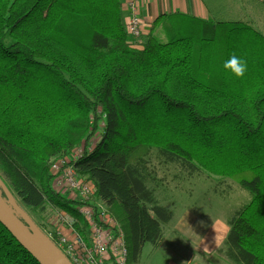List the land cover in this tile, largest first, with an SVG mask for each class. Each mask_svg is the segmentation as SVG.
I'll return each mask as SVG.
<instances>
[{
  "label": "trees",
  "instance_id": "obj_1",
  "mask_svg": "<svg viewBox=\"0 0 264 264\" xmlns=\"http://www.w3.org/2000/svg\"><path fill=\"white\" fill-rule=\"evenodd\" d=\"M149 30L130 44L120 0H0L2 174L21 205L66 210L85 235L78 202L53 189L51 171L82 148L71 165L136 259L170 221L146 183L143 160L156 150L248 192L219 251L231 264H264V35L237 18L179 13ZM233 53L247 61L241 79L223 68ZM0 264H39L1 223Z\"/></svg>",
  "mask_w": 264,
  "mask_h": 264
},
{
  "label": "rangeland",
  "instance_id": "obj_2",
  "mask_svg": "<svg viewBox=\"0 0 264 264\" xmlns=\"http://www.w3.org/2000/svg\"><path fill=\"white\" fill-rule=\"evenodd\" d=\"M141 7L142 4L140 12ZM123 10L126 11L124 8ZM244 10L243 7L240 14L228 17L229 20L237 18L250 24L257 20L264 21V14H257L256 17L255 14L251 15ZM125 19L123 23L126 29ZM145 25L142 21L143 30ZM153 34L159 33L155 31ZM148 35L149 31L146 37ZM103 125L104 122L99 121V126ZM98 140L99 135L95 134L90 147L96 145ZM143 165L150 176L146 182L147 186L154 191L157 203L169 211L170 221L162 224L160 243L156 246L146 243L136 259L129 256L127 264H231L219 251L224 244L218 241L221 234L217 231V226L224 224L225 227H229L228 220L250 201L248 192L227 178L210 175L204 171L189 172L180 164L166 163L156 150L150 151L143 160ZM58 177L59 175H56L52 180L53 189L61 195L71 197L73 194H69V188L64 186L65 181L61 184L56 183ZM0 183L55 246L58 245L57 233L67 236L68 228L63 227L59 230V226L55 225V216L60 211L59 208H49L43 215H37L21 205L15 193L9 188L1 168ZM90 189L93 187L90 186ZM114 219L124 233L120 220L116 217Z\"/></svg>",
  "mask_w": 264,
  "mask_h": 264
},
{
  "label": "built area",
  "instance_id": "obj_3",
  "mask_svg": "<svg viewBox=\"0 0 264 264\" xmlns=\"http://www.w3.org/2000/svg\"><path fill=\"white\" fill-rule=\"evenodd\" d=\"M143 0H123L122 7L128 15L125 19L129 42L139 45L142 37V21L140 4ZM91 148V147H90ZM83 149H77L70 159L57 160L51 167L52 173L58 176L57 184L66 183L69 194L78 202L75 208L85 228L81 235L73 228L80 223L68 211L60 210L55 216V225L59 230L68 228L67 236L57 233L58 249L72 264H127L129 251L125 234L117 221L109 214L108 207L100 201L93 200L94 186L90 182L77 177L71 160L76 161ZM90 186L93 189H90ZM92 196V197H91Z\"/></svg>",
  "mask_w": 264,
  "mask_h": 264
},
{
  "label": "crops",
  "instance_id": "obj_4",
  "mask_svg": "<svg viewBox=\"0 0 264 264\" xmlns=\"http://www.w3.org/2000/svg\"><path fill=\"white\" fill-rule=\"evenodd\" d=\"M120 1L122 18L125 19L127 13L122 7L123 0ZM141 4L140 16L143 23L146 24L142 32V39L148 31L150 33L151 23L162 15L179 13L216 22L227 21L228 17L237 16L235 14H240L243 7L245 8L244 12L248 11L251 15L255 14L256 17L257 14H264V0H144ZM251 25L264 35V21L257 20ZM228 230L229 227H225L224 224L217 226V231H220L222 235L218 240L220 244L224 242Z\"/></svg>",
  "mask_w": 264,
  "mask_h": 264
},
{
  "label": "water",
  "instance_id": "obj_5",
  "mask_svg": "<svg viewBox=\"0 0 264 264\" xmlns=\"http://www.w3.org/2000/svg\"><path fill=\"white\" fill-rule=\"evenodd\" d=\"M7 201L0 196V223L39 264H72L53 242L14 202L2 185ZM9 205L12 207L10 209ZM18 214L20 218L16 216Z\"/></svg>",
  "mask_w": 264,
  "mask_h": 264
},
{
  "label": "clouds",
  "instance_id": "obj_6",
  "mask_svg": "<svg viewBox=\"0 0 264 264\" xmlns=\"http://www.w3.org/2000/svg\"><path fill=\"white\" fill-rule=\"evenodd\" d=\"M226 72L230 73L237 79H241L247 72V61L233 53L223 64Z\"/></svg>",
  "mask_w": 264,
  "mask_h": 264
},
{
  "label": "bare ground",
  "instance_id": "obj_7",
  "mask_svg": "<svg viewBox=\"0 0 264 264\" xmlns=\"http://www.w3.org/2000/svg\"><path fill=\"white\" fill-rule=\"evenodd\" d=\"M126 16H127V14H126Z\"/></svg>",
  "mask_w": 264,
  "mask_h": 264
}]
</instances>
